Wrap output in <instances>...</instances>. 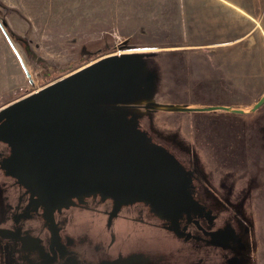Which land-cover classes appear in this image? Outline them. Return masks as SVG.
Instances as JSON below:
<instances>
[{"label": "rangeland", "instance_id": "374dc122", "mask_svg": "<svg viewBox=\"0 0 264 264\" xmlns=\"http://www.w3.org/2000/svg\"><path fill=\"white\" fill-rule=\"evenodd\" d=\"M243 1L259 6L262 24L264 0ZM197 4L202 8L204 3ZM186 5L187 0H0V19L32 79L0 29V108L103 55L142 52L149 63L145 76L151 81L145 88L142 84L143 89L160 104L149 111L150 130L194 154L208 194L212 190L213 203L219 204L212 203L213 209L203 194H196L197 203L206 207L200 212L209 210L208 205L220 214L218 221H224L232 212L223 201L239 214L229 226H219L232 231V237L225 242V255L211 254V264H264V64L256 69L251 65L247 37L230 50H209L220 34L209 33L207 6L186 19ZM241 16L245 22L246 15ZM187 20L196 22L192 35L183 32ZM190 42L198 45L182 47ZM166 104H227L242 111H174ZM125 223L119 219L117 230H124ZM142 240L140 244L158 251L164 264L192 263L188 252L169 237L153 233L151 242ZM147 256L127 254L118 263L156 264ZM205 260L209 264L210 259Z\"/></svg>", "mask_w": 264, "mask_h": 264}, {"label": "water", "instance_id": "95a60500", "mask_svg": "<svg viewBox=\"0 0 264 264\" xmlns=\"http://www.w3.org/2000/svg\"><path fill=\"white\" fill-rule=\"evenodd\" d=\"M5 24L0 19L32 82ZM142 56L138 51L103 55L0 108V141L9 147L2 166L46 210L99 197L111 200L114 209L145 204L176 223V214L201 208L188 169L141 126L144 114L160 106L143 89L151 81ZM167 107L242 111L226 105Z\"/></svg>", "mask_w": 264, "mask_h": 264}, {"label": "flooded vegetation", "instance_id": "af4514ba", "mask_svg": "<svg viewBox=\"0 0 264 264\" xmlns=\"http://www.w3.org/2000/svg\"><path fill=\"white\" fill-rule=\"evenodd\" d=\"M140 123L188 169L194 199L200 201L203 194L206 203L213 207V191L208 194L194 154L174 140L156 136L149 128L147 116ZM8 154V145L0 141V264H119V258L138 253L148 255L156 264H164L153 246L140 244L142 238L151 242L153 233L169 237L177 248L187 251L191 264H207L205 258L211 264V254L225 255L223 251L229 248L225 242L232 237V231L219 226H229L230 219L238 220L239 214L222 200L232 215L221 222L220 214L208 205L209 210L204 213L196 210L181 214L176 223H171L145 204L135 202L114 209L111 200L99 197L46 210L16 177L6 173L2 161ZM213 205L219 207L218 203ZM119 219L128 223L124 230L116 228Z\"/></svg>", "mask_w": 264, "mask_h": 264}, {"label": "crops", "instance_id": "0c3cea01", "mask_svg": "<svg viewBox=\"0 0 264 264\" xmlns=\"http://www.w3.org/2000/svg\"><path fill=\"white\" fill-rule=\"evenodd\" d=\"M198 2L204 3L201 7V4H197ZM207 4V5H206ZM209 13V20H208V28L209 33L217 34L219 33V38H215V41H211L209 45L211 46L209 50L216 51L217 49L222 50H230L232 49L230 46H235V43L240 42L243 40V38H250V44L249 47L252 54L253 59L251 62V65L254 69H256L257 66L264 64V21H262L257 16V10H259V6L255 5L256 7H251L244 3L243 0H187V5L185 10H187V17L189 18L190 12H196L202 9H206ZM210 11V12H209ZM213 14H212V13ZM230 16V20L225 19L223 15ZM241 14H245L246 21L244 22L242 19ZM219 15V16H216ZM250 21V22H249ZM187 30H184L183 32H187L189 34H194L196 30H194V27L196 25V22L187 20L185 22ZM213 27L219 29H212ZM231 27V28H229ZM244 27V29H242ZM237 33V34H236ZM232 34V37L230 35ZM255 35V36H254ZM196 45H198L196 42H190V43H184L182 44L183 48H194ZM216 55V62L220 61V57L217 58ZM256 71V70H254ZM264 94V93H263ZM261 95L264 96V95ZM188 105V104H186ZM217 105V104H214ZM226 105L227 104H221ZM144 116H147L150 120V113L147 112L144 114ZM143 116V117H144ZM151 121V120H150Z\"/></svg>", "mask_w": 264, "mask_h": 264}, {"label": "trees", "instance_id": "16d2710c", "mask_svg": "<svg viewBox=\"0 0 264 264\" xmlns=\"http://www.w3.org/2000/svg\"><path fill=\"white\" fill-rule=\"evenodd\" d=\"M146 56H147V55H143L142 60H143V62L145 63L146 67L148 68V64H149V63L146 61Z\"/></svg>", "mask_w": 264, "mask_h": 264}]
</instances>
